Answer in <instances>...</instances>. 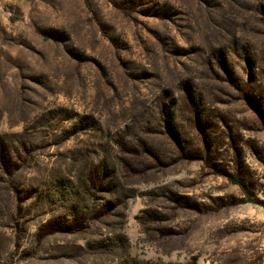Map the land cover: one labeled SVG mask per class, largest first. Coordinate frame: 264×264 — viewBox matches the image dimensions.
Returning a JSON list of instances; mask_svg holds the SVG:
<instances>
[{"label": "rangeland", "instance_id": "1", "mask_svg": "<svg viewBox=\"0 0 264 264\" xmlns=\"http://www.w3.org/2000/svg\"><path fill=\"white\" fill-rule=\"evenodd\" d=\"M0 264H264V0H0Z\"/></svg>", "mask_w": 264, "mask_h": 264}, {"label": "trees", "instance_id": "2", "mask_svg": "<svg viewBox=\"0 0 264 264\" xmlns=\"http://www.w3.org/2000/svg\"><path fill=\"white\" fill-rule=\"evenodd\" d=\"M231 181H232V183L238 185L244 191V193L247 196H249V201H252L253 200L252 199V195L246 190L247 188H246V185L244 184V182H242L241 180H239L237 178L236 179L233 178V179H231Z\"/></svg>", "mask_w": 264, "mask_h": 264}]
</instances>
